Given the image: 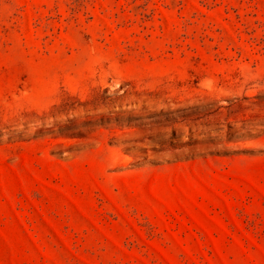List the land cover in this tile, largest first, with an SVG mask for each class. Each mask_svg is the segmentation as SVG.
I'll use <instances>...</instances> for the list:
<instances>
[{"label": "rangeland", "instance_id": "1", "mask_svg": "<svg viewBox=\"0 0 264 264\" xmlns=\"http://www.w3.org/2000/svg\"><path fill=\"white\" fill-rule=\"evenodd\" d=\"M0 264H264V0H0Z\"/></svg>", "mask_w": 264, "mask_h": 264}]
</instances>
